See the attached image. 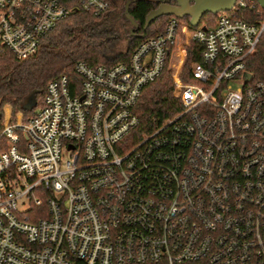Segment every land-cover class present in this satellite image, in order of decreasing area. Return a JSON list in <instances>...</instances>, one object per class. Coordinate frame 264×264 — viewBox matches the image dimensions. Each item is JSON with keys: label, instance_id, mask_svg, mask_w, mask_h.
<instances>
[{"label": "built area", "instance_id": "built-area-1", "mask_svg": "<svg viewBox=\"0 0 264 264\" xmlns=\"http://www.w3.org/2000/svg\"><path fill=\"white\" fill-rule=\"evenodd\" d=\"M255 2L236 0L209 29L170 16L126 61H78V81H49L33 114L8 109L0 264H264V81L245 67L264 20L229 14ZM107 8L106 0H0V44L26 59L57 21ZM194 41L202 45L195 81L183 82ZM165 68L182 109L131 143L134 108Z\"/></svg>", "mask_w": 264, "mask_h": 264}, {"label": "trees", "instance_id": "trees-1", "mask_svg": "<svg viewBox=\"0 0 264 264\" xmlns=\"http://www.w3.org/2000/svg\"><path fill=\"white\" fill-rule=\"evenodd\" d=\"M108 8L95 15L91 11L74 12L41 35L36 51L28 58L18 60L13 53L0 44V122L1 109L9 104L14 111H22L25 116L33 114L43 100L46 85L49 81L67 75L70 81H78L74 65L84 61L94 66H110L126 61L136 45L142 40L161 33L170 16L156 18L145 27V17L156 8L161 0H106ZM129 1L127 9L126 3ZM126 13L137 22L138 29L130 34L132 26ZM231 16L248 22L264 20V9L257 2L251 8L233 9ZM217 14L206 13L201 17L200 27L209 29L215 24ZM190 29L189 18L180 19ZM133 27V26H132ZM144 34L141 38L139 35ZM126 39L124 48L115 49L120 37ZM202 45L192 42L187 48V59L181 74L183 82H194L191 78V66L200 61ZM178 55L179 49L176 52ZM246 70L254 79L264 81V31L252 54L245 59ZM173 87L169 71L165 68L162 74L152 83L147 84L134 108L139 122L130 133L131 143L138 141L144 134L159 128L166 119L174 117L182 109V104L172 94ZM44 210V206L41 210ZM31 210H35L32 207ZM29 217V220H35ZM124 264H167L165 261ZM178 264H210L206 260L187 261Z\"/></svg>", "mask_w": 264, "mask_h": 264}, {"label": "water", "instance_id": "water-1", "mask_svg": "<svg viewBox=\"0 0 264 264\" xmlns=\"http://www.w3.org/2000/svg\"><path fill=\"white\" fill-rule=\"evenodd\" d=\"M258 5L264 9V0H256ZM176 4H170L169 0H164L156 8L148 12L145 17V27L149 26L156 18L163 15H173L179 19L184 17L189 18V24L192 27L200 25L201 17L206 13L217 14L221 11H230L236 0H175ZM129 1L126 3L125 8L127 9ZM126 18L133 26L130 29V34L138 29V24L135 22L129 14L126 13ZM205 29L204 26H201ZM141 38L144 34L139 35Z\"/></svg>", "mask_w": 264, "mask_h": 264}, {"label": "rangeland", "instance_id": "rangeland-1", "mask_svg": "<svg viewBox=\"0 0 264 264\" xmlns=\"http://www.w3.org/2000/svg\"><path fill=\"white\" fill-rule=\"evenodd\" d=\"M129 28H130V25H129ZM125 44H126V39L122 36V37L119 38V40H117V42L115 44V49L119 50L120 48H124ZM179 53H180V55L182 54V50L181 49H179ZM174 64L175 65L178 64V61L175 62V60H174ZM184 65H185V63H184ZM169 75H170L171 83H172V73H171V71H169ZM9 108L11 109L12 114H15L16 112H18V111H14L13 108L9 104L3 105L2 109H1V112H2L1 122L5 119V115L7 114ZM20 112H22V111H20ZM22 114H23L24 117H26L23 112H22ZM1 122H0V124H1Z\"/></svg>", "mask_w": 264, "mask_h": 264}, {"label": "flooded vegetation", "instance_id": "flooded-vegetation-1", "mask_svg": "<svg viewBox=\"0 0 264 264\" xmlns=\"http://www.w3.org/2000/svg\"><path fill=\"white\" fill-rule=\"evenodd\" d=\"M162 2H164V0H161V3H162ZM169 3H170V4H176L175 0H169ZM131 28H132V26L130 27V29H131ZM130 29H129V30H130ZM133 33H134V32H133Z\"/></svg>", "mask_w": 264, "mask_h": 264}]
</instances>
